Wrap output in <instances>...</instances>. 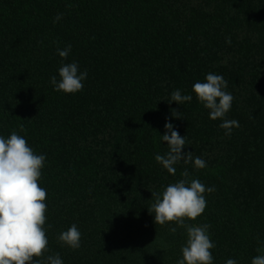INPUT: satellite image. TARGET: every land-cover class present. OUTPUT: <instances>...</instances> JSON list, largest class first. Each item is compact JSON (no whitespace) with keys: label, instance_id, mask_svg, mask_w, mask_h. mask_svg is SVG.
Masks as SVG:
<instances>
[{"label":"trees","instance_id":"16d2710c","mask_svg":"<svg viewBox=\"0 0 264 264\" xmlns=\"http://www.w3.org/2000/svg\"><path fill=\"white\" fill-rule=\"evenodd\" d=\"M72 62L87 71L83 89L55 91L50 78ZM209 72L234 97L230 136L192 91ZM176 89L192 100L172 102ZM166 123L205 168L180 161L172 175L156 162ZM13 131L45 156L48 249L36 259L177 264L185 229L156 225L148 209L151 191L187 170L215 191L185 223L210 225L213 264H251L264 254V0H0V136ZM72 224L76 250L58 240Z\"/></svg>","mask_w":264,"mask_h":264},{"label":"clouds","instance_id":"9594fccd","mask_svg":"<svg viewBox=\"0 0 264 264\" xmlns=\"http://www.w3.org/2000/svg\"><path fill=\"white\" fill-rule=\"evenodd\" d=\"M58 14L54 22L62 19ZM230 43V40L228 41ZM71 45L63 50L57 49L61 58H67ZM59 80L56 76L50 78V83L57 92L74 94L84 87L87 71L80 72L76 62L63 64L58 69ZM227 81L222 75L209 72L205 82H196L192 91L198 101L210 110L211 120L223 119L219 125L230 136L233 127H239L237 120L224 119L232 107L233 95L226 92ZM192 95H182L179 89L171 94V101L182 105L190 102ZM171 103V102H170ZM173 117L180 118L181 112L171 109ZM166 131L161 136L167 142L168 151L165 155L156 154L155 160L168 173L175 175L174 165L183 161L185 164L194 163L195 168L203 169L206 162L200 157H193V152H183L186 138L174 130L172 123L164 125ZM23 131V125L20 126ZM45 156L37 155L28 145L27 140L13 131L6 139L0 136V264H63L59 254L40 260L48 249V239L44 228L46 222L47 192L39 184L41 169ZM178 182L169 184L163 192L151 191L154 203L148 209L154 213L155 224L164 225L175 222L184 228L187 234L186 243L181 248L182 259L177 264H213L211 249L215 247L211 241L209 224L190 225L186 220L195 221L206 208L205 192L215 191L214 187L206 188L198 179H189L187 170ZM50 227V225H49ZM176 233L177 228L169 229ZM58 240L69 248L76 250L81 246V232L76 224L63 231ZM257 252L264 253V248L258 247ZM226 264H237L228 259ZM251 264H264V254L253 257Z\"/></svg>","mask_w":264,"mask_h":264}]
</instances>
